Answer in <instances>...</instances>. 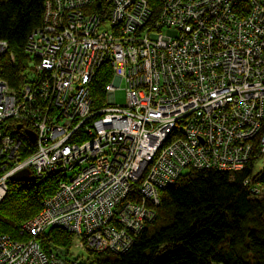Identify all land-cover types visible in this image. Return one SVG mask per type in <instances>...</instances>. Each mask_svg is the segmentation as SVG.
<instances>
[{"label": "built area", "instance_id": "obj_1", "mask_svg": "<svg viewBox=\"0 0 264 264\" xmlns=\"http://www.w3.org/2000/svg\"><path fill=\"white\" fill-rule=\"evenodd\" d=\"M92 1L44 0L24 48L33 78L18 91L0 78V200L22 168L56 182L20 224L23 239L0 234V264H82L41 247L51 227L75 250L122 252L180 174L264 158V0H159L152 20L146 0H102L98 11ZM104 61L106 104L91 111L88 84ZM120 83L125 101L113 104ZM243 185L264 195L250 177Z\"/></svg>", "mask_w": 264, "mask_h": 264}, {"label": "trees", "instance_id": "obj_2", "mask_svg": "<svg viewBox=\"0 0 264 264\" xmlns=\"http://www.w3.org/2000/svg\"><path fill=\"white\" fill-rule=\"evenodd\" d=\"M146 1L152 20L159 10V0ZM43 2L0 0V40L7 44L6 52L0 55V78L11 90L18 91L25 80L28 57L24 48L29 33L41 24ZM91 8L106 9L102 0H93ZM110 79V66L104 61L88 84L91 111L106 104L103 86ZM20 136L30 150L33 144L25 135ZM254 163L251 158L231 172L188 169L173 184L158 190L154 217L126 250L86 252L84 262L89 261L82 264H264V195L251 196L248 186L243 185V180L250 177L264 186V165L254 170ZM55 186L51 176L40 181L33 176L22 181L8 179L0 200V234L23 239L20 224L39 210L42 199ZM71 239V233L59 227L37 236L44 250L59 245L64 253Z\"/></svg>", "mask_w": 264, "mask_h": 264}, {"label": "rangeland", "instance_id": "obj_3", "mask_svg": "<svg viewBox=\"0 0 264 264\" xmlns=\"http://www.w3.org/2000/svg\"><path fill=\"white\" fill-rule=\"evenodd\" d=\"M26 80H31L33 78L32 73L30 70L27 68L26 70ZM125 101V91H124V85L123 83H120L118 87H116L113 91V104H122ZM264 162V158H261L259 161L254 166V170L259 168L260 164ZM54 246V245H51ZM60 246L55 245V248H59ZM69 251L76 254L79 258L84 260L86 258L87 253L83 250H75L71 247H69ZM66 254V253H63Z\"/></svg>", "mask_w": 264, "mask_h": 264}, {"label": "water", "instance_id": "obj_4", "mask_svg": "<svg viewBox=\"0 0 264 264\" xmlns=\"http://www.w3.org/2000/svg\"><path fill=\"white\" fill-rule=\"evenodd\" d=\"M117 81V78H115L114 82ZM17 128L20 127V125L16 126ZM23 132L27 135L29 141L33 142L34 141V133L29 130V129H23ZM32 178V175L30 174L29 170L27 168H22L14 173H12L9 176V180L13 181H22V180H28Z\"/></svg>", "mask_w": 264, "mask_h": 264}]
</instances>
